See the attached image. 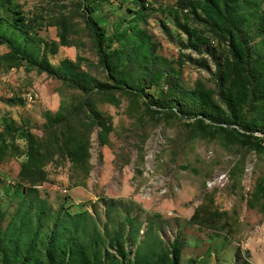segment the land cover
Returning <instances> with one entry per match:
<instances>
[{"label":"rangeland","instance_id":"obj_1","mask_svg":"<svg viewBox=\"0 0 264 264\" xmlns=\"http://www.w3.org/2000/svg\"><path fill=\"white\" fill-rule=\"evenodd\" d=\"M197 1L146 0L145 8V0H105L96 4L93 15L106 37L120 31L108 52L123 40L132 56L126 72L136 80L134 87L140 84L148 90L147 100L171 101L177 110L184 104L188 112L206 108L220 121H232L219 96L217 74L219 63L225 70L233 63L230 42L198 18L193 11ZM14 2L27 19L44 18L38 20L43 23L38 30L43 43L35 41L29 46L34 55L41 57L45 46L55 41L60 44L58 21L65 15L73 23L69 29L72 45H60L56 54L49 51V60L56 67L65 60L76 63L80 73L96 80V87L111 80L85 28L79 0ZM198 12L205 16L203 8ZM262 14L264 0H245L239 16L242 36L253 48L252 61L264 56V37L258 33ZM3 16L11 19L13 14L5 8ZM18 40L21 47L28 46L21 37ZM8 51L1 46L0 56ZM121 59L126 61V57ZM1 62L0 134L9 125L29 129L40 140L47 160L45 181L35 193H24L30 186L20 181L19 173L27 159L28 143L19 134L4 137L20 152L0 162V242L7 229H18L11 223L25 198L35 200L33 206L44 199L50 205V217L42 227L31 225L40 230L45 242L56 213L64 206L73 214L88 213L89 232L105 241L103 259L107 251L115 253L106 250L107 242L121 231L134 261L138 258L150 264L179 239L184 244L180 264H264V141L258 144L254 138L199 123L193 115L151 112L146 98L116 92L97 100V110L111 131L103 136L101 126L92 130V168L85 179L44 129L48 113L53 118L66 116L79 106L83 95L45 73L28 70L25 63L7 69ZM257 66V79L263 84L260 71L264 72V63ZM238 69L233 65L227 84ZM241 76L239 86L243 81L253 85L246 71ZM243 89L234 111L245 114L250 86ZM263 121L264 103H260L247 123L255 128L254 135L263 136ZM226 125L245 132L240 126ZM28 208L25 202L24 210ZM130 219L135 222L132 228ZM83 243L89 246L90 241Z\"/></svg>","mask_w":264,"mask_h":264},{"label":"trees","instance_id":"obj_2","mask_svg":"<svg viewBox=\"0 0 264 264\" xmlns=\"http://www.w3.org/2000/svg\"><path fill=\"white\" fill-rule=\"evenodd\" d=\"M104 1L79 0L85 28L96 47L97 54L101 57L100 61L108 70L111 78L110 81L100 83L96 87V80L86 73H80L76 63L65 60L61 66L56 67L49 60L48 53L56 54L60 45L64 47L72 45L69 29L73 23H68L67 16H61L60 21H58V26L61 29L60 44L55 41L51 45H46L44 54L37 57L29 46L35 41L43 43L42 39L38 37V30L43 26V23H39L38 20L44 18L37 16L33 19H27L24 13L16 8L18 4L14 0H0V47L6 46L9 49L7 53L0 56L1 63L7 69L19 67L25 63L28 70L36 69L39 73H45L62 81L70 88L80 92L84 97L79 102V106L66 116L61 115L59 118H53L48 113L45 117L46 123L44 126L45 132L53 135L55 139H53L54 146L61 152L62 156L70 158L78 173L83 174L85 179L91 173L92 130L97 126H101L103 136L111 131V128L104 123L103 114L97 110V100L99 98L105 100L108 96H114L116 92L126 93L135 98H146L145 102L151 112L167 113L171 111L175 114L181 112L184 115H193L199 123L203 122L209 126H217L222 130H231L239 137L249 140L254 138L258 144L264 141V133L262 137L254 135L255 128L247 125L254 109L260 103H264V83L261 84V79H257V69H259L257 65L258 62L264 63V56L252 61L254 58L253 48L247 38L242 36L244 26L243 20L239 16L245 0H198L193 9L200 20L205 23L209 22V25L221 39L230 42L233 63L225 66L227 70L223 68L222 63H219L217 69V74L221 80L219 96L232 114V121L225 120V122L220 121L214 115L208 114L206 108L188 112L190 110L186 109L184 104L177 110L171 101L164 99L147 100L150 96L148 90L140 84L134 87L133 84L136 83V80L132 79L130 74H127L125 68L132 61V56L123 40L121 39L119 46L114 48L115 50L112 53L108 52L113 41L119 39L120 31L106 37L102 24L97 22L93 15L96 4ZM144 7L147 8L146 0ZM199 7L203 8L204 17L199 15ZM5 8L12 12L11 19H6L3 16ZM139 13H143V10H139ZM258 30L259 35L264 37V14L261 15ZM18 35L28 46H20ZM106 39L109 42H106ZM121 57H126V61H122L123 58L121 59ZM233 65H237L239 69L234 74L231 84H227L226 76L231 74ZM243 71L247 72L249 78L247 80L253 84L249 85L250 106L245 114L237 112V110L234 111V106L238 105L237 100L239 93H241V87L242 92L244 91L243 88L249 87L246 81H243L239 86V78H242ZM261 74L264 76V72L260 71ZM162 76H164L163 72L160 74V77ZM206 118L212 122H207ZM88 121L89 123H87ZM225 123L240 126L245 132L239 131L236 127L228 128L229 126ZM15 134H19L28 143L27 151L24 153L27 159L21 166L19 179L30 186L28 189L23 190L24 193L31 192L33 194L37 191L36 187L45 181L44 167L47 153L43 151L40 140L29 129L9 125L4 133L0 134V162L7 157L16 156L20 152L17 145H9L4 139L6 135L13 137ZM34 201L24 199L11 223V225L18 226V229H7V232H4L2 239L4 242H0L2 264H148L146 260V262H142L138 258L135 261L130 259L125 246V236L121 231L115 232L107 242L106 250H114L115 253L110 254L107 251V257L103 259L102 246L105 241L101 235L89 232L88 213L73 214L64 206L56 213L54 228L50 232L49 241H42L43 237H40V230L33 229V227H42L45 224L50 217L51 208L44 199L40 200L36 206H33ZM25 202H29L27 210H24ZM34 207L35 212L33 213L31 209ZM134 223L133 219L129 220L131 228ZM31 224H34V226ZM31 232L33 235H31ZM86 239L90 241L89 246L83 243ZM183 245L181 240H176L171 248L164 251L156 261L150 264H180ZM110 257L112 258L110 259Z\"/></svg>","mask_w":264,"mask_h":264}]
</instances>
